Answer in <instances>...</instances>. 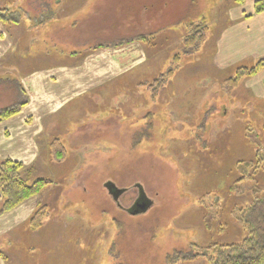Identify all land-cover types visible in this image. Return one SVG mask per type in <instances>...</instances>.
<instances>
[{
    "label": "rangeland",
    "instance_id": "rangeland-1",
    "mask_svg": "<svg viewBox=\"0 0 264 264\" xmlns=\"http://www.w3.org/2000/svg\"><path fill=\"white\" fill-rule=\"evenodd\" d=\"M253 3L0 0L9 13L0 20V109L29 101L23 80L33 73L68 70L35 85L51 91L57 111L45 118L35 163L21 169L28 182L50 180L37 195L47 214L38 229L19 212L0 217V264H170L166 255L191 243L243 239L235 208L249 203L252 185L264 193V169L256 183H232L236 164H255L257 150L264 161V72L230 93L224 82L264 54L224 68L214 54L222 29ZM202 19L206 41L184 54L190 24ZM174 66L153 95L148 85ZM55 139L61 161L50 158ZM138 201L147 206L136 211Z\"/></svg>",
    "mask_w": 264,
    "mask_h": 264
},
{
    "label": "trees",
    "instance_id": "trees-1",
    "mask_svg": "<svg viewBox=\"0 0 264 264\" xmlns=\"http://www.w3.org/2000/svg\"><path fill=\"white\" fill-rule=\"evenodd\" d=\"M264 10V0H257L254 4V12ZM9 13L6 9L0 10V20H6ZM188 34L183 38V53L186 54L196 49L201 43L206 41L208 26L204 19L200 24L191 23ZM145 40V36L137 38ZM179 54L174 55L173 63L176 66L179 60ZM174 67H170L166 73L155 77L153 82L148 85L151 87L153 95L158 93L161 86L170 79ZM177 67V66H176ZM264 69V57L250 67H238L234 76L225 80L226 91L230 93L236 87L238 81L244 77H251ZM26 101H20L10 107L0 109V121L17 114ZM50 158L61 161L66 156L64 146L58 139H55L50 146ZM263 162V163H261ZM23 164L10 158L0 159V197L1 207L0 215L8 212L25 200L38 195L42 189L50 183V180L44 178L34 179L28 182L27 178L21 174ZM240 176L232 183L233 189H236L237 182L244 179L255 181L259 171L264 169V161L261 160L257 150L255 164L253 162H239L236 164ZM259 186L254 184L250 188L253 197L250 198L246 206L235 208L238 210L236 220L244 232V237L240 242L227 244L212 243L205 248L198 247L195 243L190 244V248L185 250H175L166 255L167 263L193 261L199 258L205 259L207 264H264V193L259 192ZM47 214L46 205L37 206L28 219L31 229L41 227L43 219ZM205 227H210V220L204 219ZM196 248V251L192 249Z\"/></svg>",
    "mask_w": 264,
    "mask_h": 264
},
{
    "label": "crops",
    "instance_id": "crops-1",
    "mask_svg": "<svg viewBox=\"0 0 264 264\" xmlns=\"http://www.w3.org/2000/svg\"><path fill=\"white\" fill-rule=\"evenodd\" d=\"M256 0H252L255 3ZM246 13L245 9L237 12L235 21L227 24L222 29L220 39L223 40L222 45H218L214 54V62L221 67H226L234 63H239L247 57H260L264 54V10L260 12ZM251 4V3H250ZM97 62L98 60H94ZM50 72V73H49ZM68 72L66 68L54 67L53 70L35 72L27 79L23 80L26 91H29L30 99L22 106L20 111L6 119L0 121V158H10L14 161L21 162L24 165L35 163L40 150L36 142L40 137V133L46 128L45 118L50 114H55L56 109L51 107L52 102L46 97H52L50 90H43L39 87L36 93V83L39 85L43 81L47 84L55 83L60 73ZM264 72L260 70L256 75ZM262 83V81H260ZM34 94V95H32ZM34 98L36 100L34 101ZM1 201V197H0ZM39 205L37 195L31 197L14 209L3 213L0 217L8 218V213H12L11 217H15L14 213L19 212L21 220H28L32 211ZM4 215V216H3ZM18 217V215H17ZM2 222V220H1ZM16 224L18 219L16 218ZM14 220L11 225H15ZM42 226V225H41Z\"/></svg>",
    "mask_w": 264,
    "mask_h": 264
},
{
    "label": "water",
    "instance_id": "water-1",
    "mask_svg": "<svg viewBox=\"0 0 264 264\" xmlns=\"http://www.w3.org/2000/svg\"><path fill=\"white\" fill-rule=\"evenodd\" d=\"M145 206H147V204L146 203H144L143 205H137V204H135V207H136V211H138V210H140V209H144V207Z\"/></svg>",
    "mask_w": 264,
    "mask_h": 264
},
{
    "label": "flooded vegetation",
    "instance_id": "flooded-vegetation-1",
    "mask_svg": "<svg viewBox=\"0 0 264 264\" xmlns=\"http://www.w3.org/2000/svg\"><path fill=\"white\" fill-rule=\"evenodd\" d=\"M145 202H142V201H138L136 204L137 205H143Z\"/></svg>",
    "mask_w": 264,
    "mask_h": 264
}]
</instances>
